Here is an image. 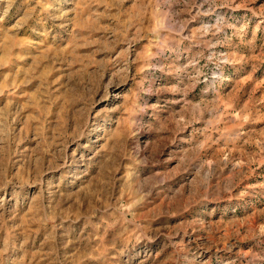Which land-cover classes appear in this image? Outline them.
Wrapping results in <instances>:
<instances>
[{
    "label": "rangeland",
    "instance_id": "374dc122",
    "mask_svg": "<svg viewBox=\"0 0 264 264\" xmlns=\"http://www.w3.org/2000/svg\"><path fill=\"white\" fill-rule=\"evenodd\" d=\"M0 264H264V0H0Z\"/></svg>",
    "mask_w": 264,
    "mask_h": 264
}]
</instances>
